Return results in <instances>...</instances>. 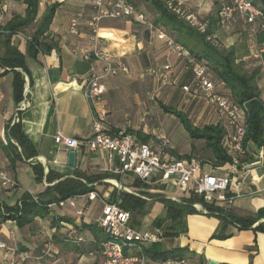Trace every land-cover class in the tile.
<instances>
[{
	"label": "crops",
	"instance_id": "0c3cea01",
	"mask_svg": "<svg viewBox=\"0 0 264 264\" xmlns=\"http://www.w3.org/2000/svg\"><path fill=\"white\" fill-rule=\"evenodd\" d=\"M5 1L9 3V9L4 15L2 26L17 16H26L25 0ZM131 1L144 15L145 22L105 21L100 28L99 51L129 69L127 74L104 81V99L108 108L106 122L110 131L115 135L131 134L137 143L148 144L157 152L162 151L159 137H167L171 142L166 151L168 156L185 161L197 160L202 163L203 171L233 178L231 196L234 199L227 208L228 212L243 219H258L253 227L241 229L229 220L224 223L216 215H205L195 210L182 220L179 235L171 236L179 237L178 248L187 249L183 259L178 261H184L183 264H209L210 261L219 264H264V215L259 216L264 211V147L248 142L238 173H231L230 163L215 164L206 141L194 139L189 128L199 131L207 127L221 129L224 132L221 145L228 157L233 129L227 117L197 92L193 85L192 66L206 65L218 93L228 100H234L231 89L211 71L209 65L199 62L188 49L189 56L185 57L182 53L173 52L167 39H160V34L164 33L175 40L174 36L156 26L158 13L150 3L145 0ZM227 1L168 2L173 4L177 15L193 28L202 34L209 32L207 40L215 47L232 52L243 74L254 75V85L264 103V54L262 59L257 60L251 48L254 37L264 43V31L248 25L244 19L224 26L219 11ZM253 1L264 9V0ZM82 11L91 13L89 0H39L38 17L23 33L32 37L44 16L53 13L49 30L44 36L45 42L53 45L48 53L29 57V42L13 36V45L26 55L29 68V74L23 73L25 85L22 101L18 102L15 98V73L0 64V174L7 173L18 185L8 190L0 179V205L15 208L22 204L26 195L38 197L49 187L75 178L76 172L88 176L108 173L109 163L105 156L100 152L92 154L87 149L78 150L76 168L69 167L70 151L55 142L59 134L78 140L90 139L93 135L94 108L85 94V87L92 70L100 73L102 65L95 58H82L84 49L88 47L90 33L87 18L81 23L79 36L69 32L72 17ZM184 87H190V90L185 91ZM16 123L21 124L23 133L36 148L38 155L34 159L19 160L10 149L9 145L15 142L9 136V127ZM198 154H206V161L195 158ZM88 155L92 156L94 164L85 173L82 165ZM35 165H40L44 170L42 181L37 180L33 169ZM51 171L61 179L55 178L53 183H48L47 176ZM107 181L112 180L95 184L96 192L101 197L111 199L113 193L117 196L113 185L120 182L115 180L117 183L110 184ZM102 184L110 185L103 193L98 190ZM136 186V191L126 188L147 194L152 190L138 181ZM155 190L162 191L160 196L166 199L164 190L158 187ZM76 197L79 198L63 201L64 206L60 205L61 202L50 205L47 217H36L24 227H20L15 220L0 219V242L18 250L17 254L12 255L0 252V264L14 261L16 264H58L66 256L77 257L82 262L95 259L98 264H102L95 233L83 228L85 225H95V220L102 212V202L89 201L86 195ZM78 199L85 201L83 212L89 210L92 204L97 205L90 215L75 220L63 209L67 202ZM64 218L73 223L61 222ZM133 221L135 226L147 229L155 226L156 220H150L146 215L140 217L139 221ZM66 224L74 226L85 242L71 240ZM165 225L170 226V222ZM260 225L262 227L258 230ZM217 234L225 238H215ZM68 237L72 242H69ZM174 248L172 245L163 249L169 251Z\"/></svg>",
	"mask_w": 264,
	"mask_h": 264
},
{
	"label": "built area",
	"instance_id": "2783aa9c",
	"mask_svg": "<svg viewBox=\"0 0 264 264\" xmlns=\"http://www.w3.org/2000/svg\"><path fill=\"white\" fill-rule=\"evenodd\" d=\"M89 1L92 7L91 13L87 14L83 11L75 13L70 22L69 32L79 36L81 23L87 18L86 23L90 33L88 47L84 49L82 58L86 60L95 58L102 65L100 73L94 69L92 70L85 87V94L94 108L93 135L90 139L78 140L59 134L55 137L56 144L68 151L77 152L80 149H87L92 154L102 153L109 163L106 172L120 178L133 175L138 182L152 188L149 192L152 195L162 193V191L155 190L157 187H163L164 193L171 189L180 188L188 195L186 198H169L166 196V199L180 203L182 200L190 199L194 195L207 205L229 208L234 199L231 196L233 178L229 175L221 176L205 172L202 163L197 160L185 161L168 156L166 151L170 148L171 142L165 136L159 137L162 151L157 152L148 144L137 143L135 137L131 134L115 135L110 131L106 122L108 108L104 99L106 94L104 81L127 74L129 69L123 64H117L112 57L99 51L100 28L105 21L133 20L145 22V17L131 0ZM168 6L176 11L172 3L168 2ZM8 9L9 3L0 0V28ZM219 16L224 26H231L239 19H244L248 25L264 31V10L257 6L253 0H228L227 3L222 5ZM254 32L256 34V31ZM15 35L32 42V38L24 35L23 32H16ZM160 39H167V43L173 52L182 53L185 57L189 56L186 48L177 44L173 38L162 33ZM251 48L255 51L254 58L257 60L262 59L264 43H260L254 37ZM192 71L194 74L193 85L197 92L215 106L221 115L227 117L228 123L233 129L229 158L231 160V173H238L246 149L245 141L248 133L247 105H240L235 100H228L221 96L206 65L194 64ZM184 90L189 91L190 87H184ZM0 179L2 185L8 190H13L18 186L17 182L10 178L7 173H1ZM119 185H113L117 190L116 202H110L109 197H101L97 192L86 195L89 201L101 200L103 205L101 215L95 220L97 228L101 229L108 237L107 240L99 243L103 259L102 264H156V262L143 255V249L161 244L165 239L169 226L164 225L162 228L151 226L147 229L143 228L142 231L138 230L137 226L134 225L131 212L122 208L120 196L123 193H128L146 201L153 200L151 197H142L139 194L140 192H133L121 183ZM33 198L35 201L38 200L37 197ZM60 205L64 206L65 203L61 202ZM193 207L205 215L211 214L210 210L205 208L202 203H196ZM67 228L74 242H85L74 226L67 225ZM133 250L137 251L130 254V251ZM2 251L10 255L18 252L15 247L0 242V252ZM183 263L184 261L171 259L165 262V264ZM11 264L16 263L14 261Z\"/></svg>",
	"mask_w": 264,
	"mask_h": 264
},
{
	"label": "trees",
	"instance_id": "16d2710c",
	"mask_svg": "<svg viewBox=\"0 0 264 264\" xmlns=\"http://www.w3.org/2000/svg\"><path fill=\"white\" fill-rule=\"evenodd\" d=\"M152 5L157 11L158 18L155 22L156 26L174 36L175 42L188 49L195 55L199 62L209 65L211 71L216 74L232 91L234 100L240 105H247V122L248 133L245 141V148L248 142L252 141L258 147H264V103L261 101L260 93L254 85V75L243 74L236 65V58L232 52H225L215 47L207 40L209 32L202 34L193 28L188 22L174 13L168 6L169 0H145ZM27 6L26 16L24 18L17 16L8 24L0 28V64L4 68L10 69L15 73L14 92L18 102L22 101L24 91L23 73L29 74L27 65V57L13 45L12 39L16 32H25L31 27L39 13V0H25ZM264 10V9H263ZM53 19V13H47L42 22L39 24L36 32L29 42V57H36L39 53H48L53 49V45L45 42L44 36L48 32ZM184 123L187 121L181 116ZM191 136L194 139H204L207 148L212 153V159L216 165L230 163V158L222 148V140L224 132L216 127H207L202 131L189 128ZM9 136L15 144L11 143L10 149L19 160L29 161L37 157L38 153L31 141L25 136L20 123H16L9 127ZM21 150V151H19ZM37 180L42 181L44 178V170L40 165L33 166ZM55 178L61 179L52 171L47 176L48 183H53ZM119 176L111 173L88 176L86 174L76 172L75 178L66 179L59 182L53 187H49L47 191L37 197V201L30 195H26L21 205L10 208L0 205V219L15 220L20 227H24L34 221L36 217L45 218L49 215V206L55 203L67 201L76 196L88 195L96 192L95 184L105 180H119ZM154 198V195H150ZM158 200H162L169 211L167 221L156 220L155 226L162 228L167 222H170L165 238L178 236L182 225V220L195 212L193 205L202 203L205 208L210 210L212 215H216L222 219L224 223L227 220L240 226L241 229L253 227L258 219H243L228 212L226 208L214 207L203 203V200L196 196L186 199L182 204L166 200L160 195ZM117 196L113 193L110 202H116ZM121 206L129 212H134L140 217L147 215V202L134 195L123 193L120 196ZM264 215L261 211L259 216ZM73 223L72 220L64 218L61 222ZM260 225L257 229H261ZM84 229H88L95 233L97 240V249H100L99 243L108 239L104 232L97 228L96 225H85ZM215 238H225L221 234H217ZM72 242L70 237L67 238ZM71 239V240H70ZM187 253V249L174 248L166 251L163 245L156 244L143 249V255L154 262L164 263L168 260H181ZM203 263V258H201Z\"/></svg>",
	"mask_w": 264,
	"mask_h": 264
},
{
	"label": "rangeland",
	"instance_id": "374dc122",
	"mask_svg": "<svg viewBox=\"0 0 264 264\" xmlns=\"http://www.w3.org/2000/svg\"><path fill=\"white\" fill-rule=\"evenodd\" d=\"M171 9V8H170ZM151 10V9H150ZM174 13L177 14V12H175L173 9H171ZM148 13L150 11H147ZM198 160L205 162L206 160V154L203 155H196V157ZM93 158L91 155H88L86 157V159L83 162L82 168L84 170V172H88L89 169L93 168ZM137 179L133 176V175H128L125 177H121L119 178V181L123 186L127 187V188H131L132 190H138L136 183H137ZM110 187L109 184L106 185H100L99 186V191L100 192H104L105 190H107ZM160 190H164L163 187L160 188ZM142 197H151L150 193H139ZM101 195V194H100ZM162 195V194H154V198L153 199L151 197V199L153 200L152 202H147V206L145 208L147 216L150 218V220H163V221H167L168 217H169V211L168 208L166 206V204L162 201V200H158L157 196ZM167 196L169 198H186L188 195L186 193H184L182 191V189L177 188V189H171L167 191ZM84 200L82 199H78V200H70V202H67L66 207H64L63 210L67 211L68 214L73 217L75 220H78V218H82L83 216H88L90 215L94 209L96 208L97 203L92 204L89 207V210H85L83 212V209L85 208V204H84ZM182 202L178 203V204H182ZM101 211V208L99 209ZM99 211V212H100ZM133 216V220L139 221L140 220V216L136 215L134 212L132 213ZM69 225V224H66ZM135 225V224H134ZM67 228V226H65ZM68 229V228H67ZM138 230L142 231L143 227H137ZM179 237H167L164 240V249L166 248H170V246H175L176 248H178L179 246ZM130 254H133V251H130ZM20 264H23V262H20ZM58 264H98V261L93 259V260H86V261H79V259L77 257H72V256H66L64 259L61 260V262H59Z\"/></svg>",
	"mask_w": 264,
	"mask_h": 264
},
{
	"label": "water",
	"instance_id": "95a60500",
	"mask_svg": "<svg viewBox=\"0 0 264 264\" xmlns=\"http://www.w3.org/2000/svg\"><path fill=\"white\" fill-rule=\"evenodd\" d=\"M68 166L71 168H76L77 166V152L76 151H70L68 153ZM209 264H219V263L210 261Z\"/></svg>",
	"mask_w": 264,
	"mask_h": 264
},
{
	"label": "bare ground",
	"instance_id": "6f19581e",
	"mask_svg": "<svg viewBox=\"0 0 264 264\" xmlns=\"http://www.w3.org/2000/svg\"><path fill=\"white\" fill-rule=\"evenodd\" d=\"M110 183H113L114 184V183H117V182H115V181L112 180V181H110ZM115 185L120 186L119 183H117Z\"/></svg>",
	"mask_w": 264,
	"mask_h": 264
}]
</instances>
